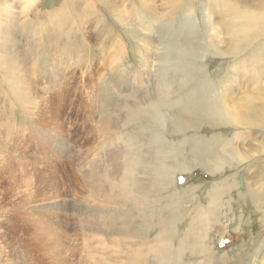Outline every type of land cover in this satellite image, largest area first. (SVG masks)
Listing matches in <instances>:
<instances>
[{
  "label": "rangeland",
  "instance_id": "374dc122",
  "mask_svg": "<svg viewBox=\"0 0 264 264\" xmlns=\"http://www.w3.org/2000/svg\"><path fill=\"white\" fill-rule=\"evenodd\" d=\"M0 264H264V0H0Z\"/></svg>",
  "mask_w": 264,
  "mask_h": 264
},
{
  "label": "bare ground",
  "instance_id": "6f19581e",
  "mask_svg": "<svg viewBox=\"0 0 264 264\" xmlns=\"http://www.w3.org/2000/svg\"><path fill=\"white\" fill-rule=\"evenodd\" d=\"M159 98H160V97H159ZM162 102H164V100H161V99L155 100V101L152 103V104H153V108H154L153 110H155V108L158 107L160 104L162 105ZM166 105H167V104H165V106H166ZM143 106H144V105H143ZM148 109H149V108H148ZM139 113H140V112H139ZM144 113H145V112H144ZM151 113H153V112H151ZM154 115H155V114H154ZM248 115H249V114H248ZM248 115H247V116H248ZM155 116H156V115H155ZM147 117H149V116H147ZM249 117H250V116H249ZM154 118H155V117H154ZM154 118H153V119H154ZM239 118H240V117H239ZM245 118H246V117H245ZM245 118H244V121L247 120V119L245 120ZM248 120H249V119H248ZM248 120H247V121H248ZM150 121L152 122L153 120H150ZM155 121H156V120H155ZM159 121H160V120H159ZM247 121H246V122H247ZM148 122H149V121H148Z\"/></svg>",
  "mask_w": 264,
  "mask_h": 264
}]
</instances>
